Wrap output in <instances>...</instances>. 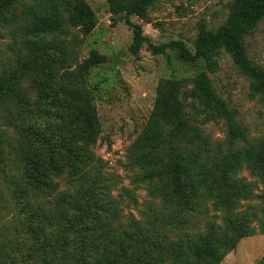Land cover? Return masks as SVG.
<instances>
[{
  "label": "trees",
  "instance_id": "trees-1",
  "mask_svg": "<svg viewBox=\"0 0 264 264\" xmlns=\"http://www.w3.org/2000/svg\"><path fill=\"white\" fill-rule=\"evenodd\" d=\"M22 1L0 0V22ZM33 1L25 13V32L39 37L61 31V0ZM74 2L68 20L90 34L98 18L83 0ZM157 2L106 0L109 13L123 14L132 28L133 53L144 38L130 18L145 20L147 9ZM263 18L264 0H233L215 30L203 20L198 23L193 53L181 40L148 44L155 54L174 51L182 62H200L204 70L195 74L191 86L180 79H161L156 86L153 110L135 140L130 163L159 204H146L139 218L123 216L122 200L112 195L118 179L105 174L101 159L77 145L94 142L98 133L95 109L82 89L49 91L46 77L51 75L45 74L32 101L21 84L39 57L21 63L19 71L0 75V105L12 103L17 109L15 140L0 130V172L23 215L11 252L0 244V264H221L241 239L252 236L248 213L235 209L240 199L253 197L254 188L235 174L245 164L264 182V149H231L244 134L208 74L219 71L223 50L249 81L252 97L264 100V68L249 59L244 46L245 37ZM30 19L34 23L28 26ZM105 61L92 50L83 71ZM220 121L228 125L229 149L223 153L200 127ZM61 175L71 193L56 191L54 180ZM205 201L223 213V229L208 220L203 232L197 230L193 220L207 214ZM253 264H264V256Z\"/></svg>",
  "mask_w": 264,
  "mask_h": 264
},
{
  "label": "rangeland",
  "instance_id": "rangeland-1",
  "mask_svg": "<svg viewBox=\"0 0 264 264\" xmlns=\"http://www.w3.org/2000/svg\"><path fill=\"white\" fill-rule=\"evenodd\" d=\"M83 1L98 18L90 34H85L68 20V8L73 7L74 0H61V31L39 37L29 35L25 27L23 29L25 13L32 8L34 1L23 0L14 5L5 15V21L0 22V75L19 71L21 63L33 62L39 57V62L27 69L25 81L21 84L32 101L38 98V82L45 74L51 75L46 77L49 91L60 92L76 86L82 89L95 109L98 133L94 142L84 145L78 141L77 145L85 148L89 156L101 159L105 174L118 179L112 195L122 200L123 216L131 214L139 218L146 204H159V200L149 193L150 185L139 181V169L130 163L135 140L145 129L153 110L156 86L161 79L186 80L187 86H191L195 74L204 70L200 62H182L174 51L155 54L148 44L157 46L181 40L193 53L198 23L203 20L209 29L215 30L226 19L233 0H158L147 9L145 20L130 18L133 24L140 26L144 38L136 53L130 50L133 33L123 14L111 15L106 0ZM33 23L34 19H30L26 25ZM244 46L249 59L264 68V18L245 37ZM92 50L106 61L84 72L83 64ZM208 76L216 93L235 111L234 122L244 134L231 149L249 148L254 152L264 149V100L259 96L252 97L249 81L223 50L219 71ZM16 112L12 103L0 105V130L8 133L11 141L16 138L13 132ZM200 127L213 147L221 148L222 153L229 149L225 121ZM235 177L254 188L253 197L240 199L235 209V212L248 213L253 234L241 239L221 264H253L264 256V182L252 176L245 164H241ZM65 179L61 175L54 180L58 193L72 192ZM7 186L0 172V244H6L7 251L11 252L12 244L18 240L17 230L23 215ZM124 188L130 193L127 194ZM212 204L205 201L203 205L207 214L200 220H193L197 230L203 232V225L208 220L223 229V213L213 209Z\"/></svg>",
  "mask_w": 264,
  "mask_h": 264
}]
</instances>
